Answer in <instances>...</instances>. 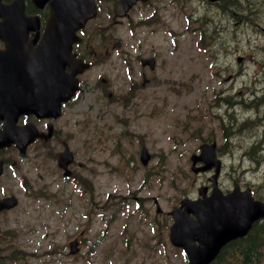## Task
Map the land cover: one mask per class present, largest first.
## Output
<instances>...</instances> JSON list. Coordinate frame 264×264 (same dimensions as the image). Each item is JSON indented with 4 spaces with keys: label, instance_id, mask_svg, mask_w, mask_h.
<instances>
[{
    "label": "rangeland",
    "instance_id": "374dc122",
    "mask_svg": "<svg viewBox=\"0 0 264 264\" xmlns=\"http://www.w3.org/2000/svg\"><path fill=\"white\" fill-rule=\"evenodd\" d=\"M198 1L200 13L213 19L216 35L198 45H191L186 37L188 45L173 46L162 33L166 27L184 28L181 11L186 6L167 12L165 30L151 38L159 47L154 52L163 58L157 71L161 82L133 98L125 81L130 79L126 67L112 56L99 74L115 87L106 94L82 92L57 122L59 133L50 152L38 143L23 157L12 152L17 169L2 185L20 203L0 216L3 231L11 235L4 243L6 257L18 250L35 256H25L17 264H188L184 252L169 241L173 224L169 212L184 197H197L200 186L210 184L212 174L194 173L190 161L206 141L216 140L224 158L222 189L234 182L252 184L264 200V158L254 151L264 143V127L237 123L223 106L241 95L245 89L241 86L259 73L264 81V65L256 64L264 61L258 56L263 51L255 45L250 46V55L239 50L235 27L240 17L221 5ZM231 1L234 11L245 12V0ZM252 1L264 18V0ZM131 30L122 26L117 36L129 40ZM255 91L263 102L246 95L239 106L247 111L255 106L264 113V87ZM110 93L117 96L114 102ZM250 113L238 114L239 120ZM63 142L75 154V179L65 178L54 158L63 150ZM143 145L152 153L148 167L140 162ZM75 237L80 238L81 248L71 255L69 243ZM230 261L239 264L236 257ZM259 264H264V252Z\"/></svg>",
    "mask_w": 264,
    "mask_h": 264
},
{
    "label": "water",
    "instance_id": "95a60500",
    "mask_svg": "<svg viewBox=\"0 0 264 264\" xmlns=\"http://www.w3.org/2000/svg\"><path fill=\"white\" fill-rule=\"evenodd\" d=\"M90 1L71 0L66 6H62L53 13L49 19L46 35L51 41L58 42L57 59L60 65L67 63L70 58V47L71 42L75 39V32L83 27L92 15ZM0 16L8 22L2 28L10 29L15 33L14 36H18L23 28L21 22L24 21L25 14L0 12ZM41 61L39 56L19 57L15 63L16 68L19 69L35 67L28 70L30 71L38 68L36 66ZM28 71L23 76L27 83L15 81L12 91H9L12 93V105L8 108V127L4 133H0V146L16 141L22 151H25L26 145L33 138L21 144L23 131L16 127L18 116L30 110L48 115L46 111L53 110L59 102V99H55V95L52 96L51 90L45 89L39 84H28V78L31 75ZM201 157L205 160L206 166L196 167V163L202 158L193 156V170L195 172L204 171L216 164L212 147H207ZM62 158H64V154L61 155L60 162ZM149 159L150 155L144 149L143 163H148ZM199 192L203 198L198 200L184 199L181 206L172 212L175 223L171 227L170 237L174 245L185 248L190 258V264H209L227 242L246 236L253 223L264 217V203L255 201L248 192H240L241 195H239L236 194L235 190L233 193L223 195L215 185L213 193L209 197L206 195V187L201 188ZM14 204H16L14 199L7 200L8 206ZM191 214H194L196 219L191 218Z\"/></svg>",
    "mask_w": 264,
    "mask_h": 264
},
{
    "label": "flooded vegetation",
    "instance_id": "af4514ba",
    "mask_svg": "<svg viewBox=\"0 0 264 264\" xmlns=\"http://www.w3.org/2000/svg\"><path fill=\"white\" fill-rule=\"evenodd\" d=\"M2 3L4 4H10L14 0H1ZM25 9L28 12L31 13H36L39 14L40 17L42 18V27H41V32L43 29V26L45 24V21L43 20L45 16L48 14L50 10V4L51 0H48L43 8H39L38 5L36 4L35 0H23ZM98 8L101 12L107 11L110 6L115 5L116 2L115 0H97ZM250 8V5H247L245 8V12H248V9ZM234 17H240V21L236 22L237 25L243 22L244 17H242L239 13L237 12H232ZM141 29H139L138 36L141 37L142 35ZM41 34L39 37H41ZM96 33H89L88 36H86L83 40V42L74 45V51L78 54L80 58H83L85 61L90 62L92 69L98 67L100 59L104 55H108L110 50H115V49H122L123 44L121 41H119L116 36L107 33L103 37L101 36H96ZM30 39H34L36 37V33L31 32L30 33ZM144 44V38L142 40H139V45ZM38 46V42L34 45V48ZM3 48V43L0 42V49ZM149 68L147 66H144L142 68L143 74H146ZM2 262V261H1ZM18 263V262H17ZM14 262H11L9 264H17Z\"/></svg>",
    "mask_w": 264,
    "mask_h": 264
},
{
    "label": "trees",
    "instance_id": "16d2710c",
    "mask_svg": "<svg viewBox=\"0 0 264 264\" xmlns=\"http://www.w3.org/2000/svg\"><path fill=\"white\" fill-rule=\"evenodd\" d=\"M239 246L243 249L241 252L239 250H229L228 255L231 251L238 252L242 255L241 264H259L262 256V248L264 247V228L260 227L258 224L254 226L253 230L246 239L238 242ZM227 251H223L219 256V259L226 260L225 255ZM232 252V256H236L237 253Z\"/></svg>",
    "mask_w": 264,
    "mask_h": 264
},
{
    "label": "bare ground",
    "instance_id": "6f19581e",
    "mask_svg": "<svg viewBox=\"0 0 264 264\" xmlns=\"http://www.w3.org/2000/svg\"><path fill=\"white\" fill-rule=\"evenodd\" d=\"M103 37V36H102ZM256 47V46H255ZM189 57V56H188ZM187 61V60H186ZM258 67V66H257ZM211 70V69H210ZM203 73V72H202ZM209 75V74H208ZM255 75V74H254Z\"/></svg>",
    "mask_w": 264,
    "mask_h": 264
}]
</instances>
